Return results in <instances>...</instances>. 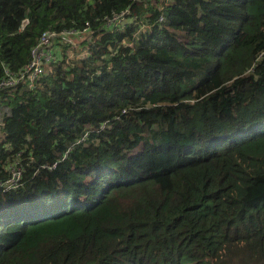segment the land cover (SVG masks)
<instances>
[{
  "label": "trees",
  "instance_id": "16d2710c",
  "mask_svg": "<svg viewBox=\"0 0 264 264\" xmlns=\"http://www.w3.org/2000/svg\"><path fill=\"white\" fill-rule=\"evenodd\" d=\"M87 23L3 119L0 264H264V0H0V78Z\"/></svg>",
  "mask_w": 264,
  "mask_h": 264
},
{
  "label": "built area",
  "instance_id": "2783aa9c",
  "mask_svg": "<svg viewBox=\"0 0 264 264\" xmlns=\"http://www.w3.org/2000/svg\"><path fill=\"white\" fill-rule=\"evenodd\" d=\"M140 1V0H138ZM129 11H125L119 15L113 16V18H106L105 25L112 27L123 21ZM164 21V17H161L160 22ZM27 25L24 23L23 28ZM90 24L87 23L83 31L65 30L61 33L56 31H46L42 34L38 44L32 49L30 62L19 73H14L10 70H6L3 77L0 78V94L4 92H12L19 89H25L33 91L41 82L42 78L46 74L47 66L55 61V45L56 42L64 37L74 38L84 35L89 32ZM70 43V42H69ZM264 57V52L260 55V59ZM104 127L102 126L101 129ZM20 155H18V159ZM23 179V173L21 168H10L9 179L2 184L6 190L15 189L21 186Z\"/></svg>",
  "mask_w": 264,
  "mask_h": 264
},
{
  "label": "crops",
  "instance_id": "0c3cea01",
  "mask_svg": "<svg viewBox=\"0 0 264 264\" xmlns=\"http://www.w3.org/2000/svg\"><path fill=\"white\" fill-rule=\"evenodd\" d=\"M158 3H156V1H154L152 3V6H156L158 7ZM128 21H122L121 24H119L116 29L114 31H112V34H114L116 31L122 30L124 29V25L127 23ZM144 30V29H142ZM103 36L104 33L103 32H94L91 33L90 35L86 36L85 38H80L77 39V37L74 38H68L66 39V41H62V42H58L57 45H55L56 50L59 48V45H61V51L64 55V60H65V64L62 65L58 70L56 69V67L52 64L47 66V72L51 76L54 77H58L62 76L64 80H68V77H71L73 75V73L76 71L77 73L81 72V71H85L87 73L96 71L97 69H99V67L101 66V61H100V56L102 54V48H103ZM62 40V39H61ZM70 42V43H69ZM70 47L73 48L75 47L74 52L78 53V51H84L83 55L86 53V56L84 58L80 57L82 60H80L79 64H75L73 62H70L67 59V55L65 53V48H66V52L72 54L73 51L70 50ZM55 50V49H54ZM71 58V56L69 57ZM73 71V72H72ZM47 75V73H46ZM48 75V76H49ZM48 81V80H47ZM46 80H43L42 83L39 85L38 88V92H46L49 88V82L47 83ZM36 88V89H37ZM14 96H16V100L20 102H23V98L21 93L20 94H16V92H8Z\"/></svg>",
  "mask_w": 264,
  "mask_h": 264
},
{
  "label": "rangeland",
  "instance_id": "374dc122",
  "mask_svg": "<svg viewBox=\"0 0 264 264\" xmlns=\"http://www.w3.org/2000/svg\"><path fill=\"white\" fill-rule=\"evenodd\" d=\"M143 29H146V28H143ZM88 35H90V33H85L84 35L77 37V39L85 38ZM70 50L73 51L72 54L66 52V48H65V53L67 55V59L70 62H73L75 64H79L80 63L79 61L82 60L80 57L84 58L86 56V53H87L86 52L84 55H83L84 51H78V53H76V52H74L75 47H73V48L70 47ZM70 56H71V58H69ZM48 74L49 73L47 72V75ZM15 92H17V91H15ZM38 93L40 94V92H38ZM35 95H37V93ZM17 103H19V101L16 100V96H14L8 92H4V93L0 94V128L2 127V122H3V119L5 117V114L9 113L11 111V108H13V106L16 105Z\"/></svg>",
  "mask_w": 264,
  "mask_h": 264
}]
</instances>
